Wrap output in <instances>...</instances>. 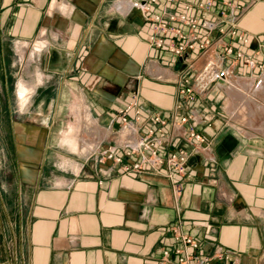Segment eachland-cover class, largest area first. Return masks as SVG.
Returning <instances> with one entry per match:
<instances>
[{
    "label": "crops",
    "instance_id": "0c3cea01",
    "mask_svg": "<svg viewBox=\"0 0 264 264\" xmlns=\"http://www.w3.org/2000/svg\"><path fill=\"white\" fill-rule=\"evenodd\" d=\"M134 1L0 0V95L13 93L14 79L31 89L24 105L0 104V264H159L163 249L178 246L177 223L202 255H229L204 264H264V1L239 20L248 42L234 41L257 65L229 57V82L194 100L178 91L185 63L149 45L154 22ZM146 1L149 16L202 13L200 0ZM38 39L45 46L30 78L23 65L8 73L7 47ZM188 56L195 65L184 74L193 75L205 57ZM135 96L139 116L135 106L121 113ZM190 112L207 146L175 175L178 198L166 175L148 165L125 172L105 156L132 150L157 114L166 120L159 153L191 148L189 123L174 128ZM73 130L76 150L64 136Z\"/></svg>",
    "mask_w": 264,
    "mask_h": 264
},
{
    "label": "built area",
    "instance_id": "2783aa9c",
    "mask_svg": "<svg viewBox=\"0 0 264 264\" xmlns=\"http://www.w3.org/2000/svg\"><path fill=\"white\" fill-rule=\"evenodd\" d=\"M259 1L264 0H200L197 3V7L202 11L200 16H188L186 13H177L167 8L160 14L149 16L147 12L150 10V5L146 0L134 1V4L145 12V18L148 21L154 22V33L149 37V45L167 48L177 56L180 63L181 61L185 63L184 72L178 80V91L187 100H194L199 94L208 90L212 84L229 82V68L224 65L229 57L234 55L236 59L243 60L251 67L257 65L255 55L245 54L235 46L234 41L248 42V36L239 27V20ZM217 3L221 4L220 10L214 18L208 17L209 13L214 12ZM189 6L186 5L187 8ZM175 22L187 26L188 29L183 30L174 25ZM166 33L169 36H164ZM214 33L217 34L216 37H213ZM262 51L264 53V45ZM192 52L205 57V62L193 75H185L184 73L195 65V60H190L188 56ZM258 66L264 69V63ZM261 80L262 78L259 79ZM132 106H135V112L139 116L140 110L136 96L135 100L120 112L126 113ZM177 106L180 107L181 103L179 102ZM193 117L194 112L180 116L178 122H174L175 130H178L180 124L189 123ZM122 120L130 125L126 114H123ZM154 121L156 124L150 126L147 133L139 137L132 150L126 151L124 155H118L115 149L110 147L104 151V154L107 158L120 163L125 172H139L148 165L154 173L166 175L171 182L175 198H178L184 184L178 181L175 175L186 174L190 156L194 151L206 148L207 142L205 137L196 130V126L189 123L185 135L192 147H181L164 156L159 153L158 147L162 143L161 134L164 132L166 120L157 114L154 115ZM135 151L141 156L139 160L131 157ZM171 229L178 246L173 250L163 249L159 264H204L213 258L229 259V255L222 251L214 255H202L199 252L200 242L184 232L180 223L174 224Z\"/></svg>",
    "mask_w": 264,
    "mask_h": 264
},
{
    "label": "rangeland",
    "instance_id": "374dc122",
    "mask_svg": "<svg viewBox=\"0 0 264 264\" xmlns=\"http://www.w3.org/2000/svg\"><path fill=\"white\" fill-rule=\"evenodd\" d=\"M36 42V40L34 42L31 43V45H29L28 47H22L21 44L16 47L14 46V44L10 47H7L6 49V54L8 55V60L9 62L7 63V72L9 73H14L15 69L20 68V66H24L23 68H25V71L29 73V78L31 76V73L36 69V63L32 62V58H34L33 56L37 54V51L34 52V43ZM33 45V46H32ZM23 59V60H22ZM18 80L14 79L13 82V93H11L10 95L4 96V95H0V104L3 105V103L7 100H9L8 102L11 105H14V107H18L19 105H24L25 103H27L26 101L21 100L20 96H19V82H17ZM20 81V80H19ZM31 84V80H28ZM0 90H2V85L0 82ZM20 98V99H19ZM30 98V97H28ZM18 114V113H17ZM3 156V154H2ZM3 171L0 170V175L3 177L4 174L2 173ZM1 177V178H2Z\"/></svg>",
    "mask_w": 264,
    "mask_h": 264
},
{
    "label": "bare ground",
    "instance_id": "6f19581e",
    "mask_svg": "<svg viewBox=\"0 0 264 264\" xmlns=\"http://www.w3.org/2000/svg\"><path fill=\"white\" fill-rule=\"evenodd\" d=\"M129 1V0H128ZM54 6H55V4H54ZM34 42V41H33ZM48 42V41H47ZM29 45V44H28ZM33 46V45H32ZM45 46V41L43 40V39H38V40H36V42L34 43V49L36 50V51H40L41 49H43V47ZM152 68V67H151ZM166 73V72H165ZM168 77V76H167ZM236 78V77H235ZM234 78V79H235ZM236 82V81H235ZM249 84V83H248ZM235 85V84H234ZM251 85V84H250ZM216 87V86H215ZM232 87V86H231ZM239 87V86H238ZM244 88V87H243ZM262 89V88H261ZM30 88L28 87V86H26V85H24L23 83H20V85H19V96H20V98H21V100H22V102L23 101H26L27 99H28V97H29V93H30ZM259 90V89H258ZM228 91V90H227ZM241 91V90H240ZM244 92V91H243ZM240 94H242V93H240ZM234 95V94H233ZM236 95H237V93H236ZM236 95H235V97H236ZM234 97V98H235ZM252 99V98H251ZM256 101V100H255ZM233 102V101H232ZM246 102V101H245ZM259 103V102H258ZM253 106V105H252ZM230 107V106H229ZM245 107V106H244ZM236 108H238V107H236ZM247 108V107H246ZM245 108V109H246ZM256 108V107H255ZM75 109V108H74ZM241 110V109H240ZM243 110V109H242ZM257 112V111H256ZM240 113V112H239ZM262 114V113H261ZM237 115V114H236ZM244 115V114H243ZM248 115V114H247ZM250 115V114H249ZM239 116H241V115H239ZM247 118H248V116H247ZM246 119V118H245ZM92 121V120H91ZM254 122V121H253ZM81 125V124H80ZM263 126V125H262ZM77 127V126H76ZM70 129V128H69ZM80 130V129H79ZM259 130V129H258ZM261 130V129H260ZM68 131H70V130H68ZM78 131V130H77ZM67 132V131H66ZM74 130L73 131H71V133H69V134H67V135H64L65 136V142L67 141L68 143H67V145L70 143V145H72V147L71 148H74L75 150L76 149H79V143H78V138H77V136L76 135H74ZM82 132H84V131H82ZM92 134V133H91ZM63 136V135H62ZM62 143V142H61ZM91 144V143H90ZM86 145V144H85ZM65 147V146H64ZM84 148V147H83ZM80 149H81V147H80ZM84 150H86V149H84ZM79 152V151H78Z\"/></svg>",
    "mask_w": 264,
    "mask_h": 264
},
{
    "label": "flooded vegetation",
    "instance_id": "af4514ba",
    "mask_svg": "<svg viewBox=\"0 0 264 264\" xmlns=\"http://www.w3.org/2000/svg\"><path fill=\"white\" fill-rule=\"evenodd\" d=\"M9 100H7V104L9 105L10 103L8 102ZM7 146L9 148L10 151H12L15 147H13V141L11 139L8 140L7 142Z\"/></svg>",
    "mask_w": 264,
    "mask_h": 264
},
{
    "label": "water",
    "instance_id": "95a60500",
    "mask_svg": "<svg viewBox=\"0 0 264 264\" xmlns=\"http://www.w3.org/2000/svg\"><path fill=\"white\" fill-rule=\"evenodd\" d=\"M180 64V61L177 62L176 66H178Z\"/></svg>",
    "mask_w": 264,
    "mask_h": 264
}]
</instances>
